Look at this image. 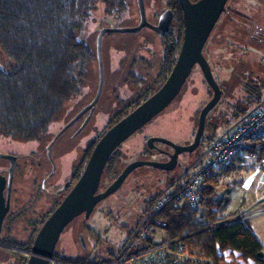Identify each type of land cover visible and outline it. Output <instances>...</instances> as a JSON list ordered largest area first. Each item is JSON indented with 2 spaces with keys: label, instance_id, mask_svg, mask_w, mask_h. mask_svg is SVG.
Returning <instances> with one entry per match:
<instances>
[{
  "label": "rangeland",
  "instance_id": "obj_1",
  "mask_svg": "<svg viewBox=\"0 0 264 264\" xmlns=\"http://www.w3.org/2000/svg\"><path fill=\"white\" fill-rule=\"evenodd\" d=\"M143 1L146 19L153 25L157 24L158 17L165 10L170 9V0ZM138 23L136 0H129L128 11L119 16L105 15L102 5L97 4L82 32V36L90 42L94 60L88 67L81 93L65 103L43 139L24 142L0 135V154L17 157L10 209L0 231V264H25L28 258L26 248L31 237L39 229L45 215L64 195L60 192L61 188L67 184L69 189L75 183L74 177L77 171H82L90 147L117 114H122L129 105L140 103L145 92H154L163 83L161 65L164 56L157 34L148 28L137 33H106L100 47L103 79L99 100L80 132L77 133V130L83 118L53 144L50 151L54 163L52 171L46 156L47 144L96 94L98 33L102 29H129ZM260 32H264V0H228L204 47V57L222 90L220 101L209 114L210 124H215L221 132L235 126L264 99V43L258 35ZM0 64L8 66L1 51ZM251 88L254 94L250 93ZM210 98L211 91L199 68L194 67L171 105L118 148L113 168L109 174H104L100 189L104 190L128 163L149 159L146 156L150 154L146 149V140L152 136L168 138L177 146H187L194 136L199 111ZM206 133L211 135L210 131ZM198 153L180 155L181 167L169 174L142 168L129 175L116 193L95 208L87 222L79 217L65 229L56 245L58 260L54 263L87 264L106 260L111 253H116L136 228L149 203L196 166ZM233 160L229 166L217 169L220 174L219 197L227 185L239 194V178L243 174L239 171V162ZM7 172L8 163L0 160V174L7 176ZM226 175L230 177L226 179ZM262 190L253 191L249 196L246 194L245 198L254 200L264 197V187ZM236 199L234 194V202L227 212L234 211ZM257 205L246 204V208L252 209ZM243 221L250 228L258 225L263 229L264 212L250 215ZM80 234L84 247L79 241ZM165 234L162 240L170 237L167 231ZM222 253L225 256L229 252ZM227 260L230 258L227 257ZM239 263L243 264L241 260Z\"/></svg>",
  "mask_w": 264,
  "mask_h": 264
},
{
  "label": "trees",
  "instance_id": "obj_2",
  "mask_svg": "<svg viewBox=\"0 0 264 264\" xmlns=\"http://www.w3.org/2000/svg\"><path fill=\"white\" fill-rule=\"evenodd\" d=\"M97 4L102 5L108 16L122 15L129 8V0H0V51L8 62V66L0 70L1 136L24 142L43 139L65 103L81 93L88 67L94 60L90 42L82 32ZM169 10L173 20L161 44L163 82L176 60L183 32L177 0H170ZM249 91L254 94L252 88ZM151 94V90L145 92L142 99ZM213 110L206 117L203 133L211 139L217 138L218 130L215 124H210L209 114ZM122 114H117L110 124ZM206 131L211 135H206ZM245 150L252 151L256 160H260L264 156V140L251 143ZM112 162H115L114 153L107 162L105 174L113 168ZM79 175L80 170L75 181ZM184 178L174 181V187H179ZM219 179L220 174L211 170L199 192L204 223L184 205L163 212L168 235L172 238L185 236V244L213 264H240L239 260L243 264H264V246L243 220L203 230L216 224L221 217L233 216L227 212L231 188L227 185L222 196H217ZM29 250L30 246L26 248ZM224 251L229 253L224 256ZM113 257L111 254L106 260L87 264L108 263Z\"/></svg>",
  "mask_w": 264,
  "mask_h": 264
},
{
  "label": "water",
  "instance_id": "obj_3",
  "mask_svg": "<svg viewBox=\"0 0 264 264\" xmlns=\"http://www.w3.org/2000/svg\"><path fill=\"white\" fill-rule=\"evenodd\" d=\"M182 14V40L176 60L168 76L160 87L135 107L126 116L111 126L96 142L83 172L73 184L62 201L44 221L38 230L26 264H51L53 252L60 234L67 225L81 214L88 215L94 206L105 198L114 194L125 181L127 176L137 167L148 166L166 172L172 171L178 161V156L186 153L191 154L198 148L200 139L204 133L206 117L217 105L221 98V89L213 77L212 70L203 56V48L216 24L224 11L228 0H177ZM139 23L129 29H102L96 37V55L98 65V86L96 94L89 105H87L70 123L60 132L61 134L76 119L81 117L87 110H90L98 101L102 89V66L100 61V47L102 37L109 32L137 33L144 28L150 29L157 34L160 43L163 37L169 32L173 14L171 10H165L158 18L157 24L152 25L146 19L143 0H136ZM197 66L202 74L204 82L212 91V96L201 108L196 130L192 143L187 146L171 145L173 154L167 162L136 161L123 168L116 179L100 194H96L104 168L115 149L127 140L136 131L147 125L153 118L161 114L179 95L183 85L189 78L193 68ZM0 70H3L0 67ZM169 143L162 138H150L147 141L149 146L153 142ZM0 159L9 161L7 178L0 175V229L3 218L9 208V192L11 189L15 157L1 155ZM6 186V198L3 197V190ZM82 242V238H80ZM83 245V242L81 243ZM84 246V245H83Z\"/></svg>",
  "mask_w": 264,
  "mask_h": 264
},
{
  "label": "built area",
  "instance_id": "obj_4",
  "mask_svg": "<svg viewBox=\"0 0 264 264\" xmlns=\"http://www.w3.org/2000/svg\"><path fill=\"white\" fill-rule=\"evenodd\" d=\"M257 140H264V101L240 120L229 134L213 139L201 137L196 166L185 174L179 187L173 184L144 210L136 228L114 253L113 259L103 264H213L198 250L185 244V236L162 240L167 231V222L162 214L170 207L176 209L184 205L199 222L204 223L199 194L204 179L211 170L228 165L238 153ZM258 164L264 168V156ZM260 212H264V202L233 216L221 217L216 224L203 230L242 221Z\"/></svg>",
  "mask_w": 264,
  "mask_h": 264
},
{
  "label": "flooded vegetation",
  "instance_id": "obj_5",
  "mask_svg": "<svg viewBox=\"0 0 264 264\" xmlns=\"http://www.w3.org/2000/svg\"><path fill=\"white\" fill-rule=\"evenodd\" d=\"M192 2H194V0H191ZM159 18V17H158ZM153 25V24H152ZM258 35L262 38V41H263V43H264V32H260V33H258ZM164 56V55H163ZM0 67H2V65L0 64ZM218 84V83H217ZM219 85V84H218ZM160 87V86H159ZM158 87V88H159ZM220 87V86H219ZM157 88V89H158ZM209 88V87H208ZM156 89V90H157ZM220 89H221V87H220ZM155 90V91H156ZM209 90H210V88H209ZM154 91V92H155ZM211 91V90H210ZM154 92H152V93H154ZM221 92H222V90H221ZM150 96V95H149ZM148 96V97H149ZM211 96H212V91H211ZM221 96H222V93H221ZM100 97V96H99ZM94 98V97H93ZM146 99V98H145ZM144 99V100H145ZM93 100V99H92ZM91 100V101H92ZM99 100V99H98ZM144 100H142L141 102H143ZM91 101L88 103V104H86V105H84L66 124H64V126L52 137V139L50 140V142L47 144V146H46V148H45V150H46V156H47V158H48V161L50 162V164L52 165V171H54V163H53V160H52V157H51V154H50V151H51V148H52V146H53V144L58 140V139H60V137L70 128V127H72L75 123H77L78 121H80L82 118H83V120H82V122H81V125L79 126V128H78V130H77V133L78 132H80L83 128H84V126L88 123V121H89V119L91 118V116H92V113H93V111H94V108H95V106H96V104H97V102H96V104L90 109V110H87L81 117H79L78 119H76L71 125H69L61 134H59V132L65 127V126H67V124L68 123H70L87 105H89L90 103H91ZM140 102V103H141ZM140 103H136V104H132V105H129L128 107H126V109H125V113L124 114H122L121 115V118L120 119H122L124 116H126L129 112H131L135 107H137ZM171 105V104H170ZM169 105V106H170ZM168 106V107H169ZM167 107V108H168ZM166 108V109H167ZM165 109V110H166ZM164 110V111H165ZM163 111V112H164ZM162 112V113H163ZM160 115V114H159ZM158 115V116H159ZM158 116H156V117H158ZM155 117V118H156ZM155 118H153L149 123H151ZM119 119V120H120ZM119 120H117V121H114V123H112V124H110V126L103 132V134L111 127V126H113L116 122H118ZM148 123V124H149ZM147 124V125H148ZM146 126V125H145ZM144 126V127H145ZM143 127V128H144ZM143 128H141L140 130H142ZM140 130H138V131H136L133 135H135L136 133H138ZM102 134V135H103ZM101 135V136H102ZM133 135H131V136H133ZM100 136V137H101ZM130 136V137H131ZM202 136H205L204 134L202 135ZM99 137V138H100ZM129 137V138H130ZM99 138L97 139V141L99 140ZM128 138V139H129ZM150 138H161V137H158V136H152V137H150ZM150 138H148L147 140H146V149L150 152V154L149 155H146L149 159H137V160H134V161H132V162H136V161H153V162H167L168 160H169V156L171 155V154H173V148L169 145V144H171V145H177L176 143H174L173 141H171L170 139H168V138H162V139H164V140H166L167 142H169V143H161V142H153L152 143V146H149L148 144H147V141L150 139ZM192 140H193V138H192ZM192 140H191V142L189 143V144H191L192 143ZM96 141V142H97ZM126 141V140H125ZM124 141V142H125ZM96 142H95V144H96ZM123 142V143H124ZM123 143H121L116 149H115V151L113 152L114 154H116L117 153V151H118V148L123 144ZM95 144H94V146H95ZM188 144V145H189ZM199 144H200V142H199ZM94 146H93V148H94ZM93 148L91 149V151H90V153H89V155H88V157H87V160H88V158H89V156H90V154H91V152H92V150H93ZM198 150H196V151H198L199 152V145H198V148H197ZM112 153V154H113ZM111 154V155H112ZM183 154H186V153H183ZM199 154V153H198ZM6 155H10V156H14V155H11V154H6ZM182 155V154H181ZM180 156V155H179ZM179 156H178V158H179ZM16 159H15V163H14V168H15V165H16V161H17V157L16 156H14ZM198 157H199V155H198ZM0 160H4V161H6L7 163H8V170H9V161L8 160H6V159H0ZM87 160H86V162H87ZM187 160V159H186ZM186 160L184 161V163L186 162ZM132 162H130V163H132ZM130 163H128V164H130ZM127 164V165H128ZM85 165H86V163H85ZM85 165H84V167H85ZM127 165H125V166H127ZM106 166H107V164H106ZM106 166H105V168H104V171H103V174H102V176H101V181H102V178H103V176H104V174H105V170H106ZM84 167H83V169H84ZM181 167V164L179 163V160L177 161V165H176V167L172 170V171H170V172H166V171H163V170H159V169H155V168H152V167H148V166H141V167H137L136 169H134L129 175H131L133 172H135V171H137V170H139V169H142V168H150V169H153V170H159V171H162V172H164V173H172V172H174L175 170H177V169H179ZM14 168H13V175H14ZM83 169H82V171L80 172V175H81V173L83 172ZM123 170V169H122ZM121 170V171H122ZM120 171V172H121ZM120 174V173H119ZM118 174V175H119ZM1 175V174H0ZM51 175V174H50ZM79 175V176H80ZM117 175V176H118ZM128 175V176H129ZM1 176H3V177H5V178H7V176H8V172H7V176H4V175H1ZM116 176V177H117ZM127 176V177H128ZM116 177L114 178V180L116 179ZM127 179V178H126ZM125 179V180H126ZM113 180V181H114ZM179 180V178L178 179H176L175 180V182L176 181H178ZM77 181V180H76ZM75 181V182H76ZM101 181H100V185H101ZM112 181V182H113ZM12 182H13V177H12ZM112 182H110V184L112 183ZM124 183V182H123ZM122 183V184H123ZM74 184V183H73ZM109 184V185H110ZM100 185H99V188H98V190H97V192H96V194H100V193H102L104 190H101L100 189ZM73 186V185H72ZM71 186V187H72ZM122 186V185H121ZM71 187L69 188V189H67L68 188V185L66 184V185H64L62 188H61V190H60V192H64V195L60 198V201L57 203V204H55V206H54V208L50 211V212H48L46 215H45V217L42 219V221L40 222V224H39V229H40V227L42 226V224L44 223V221L49 217V215L54 211V209L58 206V204L62 201V199H63V197L69 192V190L71 189ZM11 188H12V183H11ZM121 188V187H120ZM119 188V189H120ZM118 189V190H119ZM117 190V191H118ZM116 191V192H117ZM115 192V193H116ZM6 194H7V191H6V186H5V188H4V190H3V197L4 198H6ZM10 195H11V189H10V192H9V208H8V211H7V213H6V215H5V217L3 218V221L5 220V218H6V216H7V214H8V212H9V209H10ZM113 195V194H112ZM110 197V196H109ZM108 198V197H107ZM107 198H105L103 201H105ZM103 201H101V202H99V203H97L95 206H94V208H93V210L88 214V215H85V214H81V215H79V216H77L75 219H77V218H79V217H82L83 218V222H87L88 221V219L90 218V216L91 215H93V213L95 212V208L99 205V204H101ZM121 208H122V206H121ZM75 219H73L68 225H67V227L75 220ZM3 221H2V224H3ZM2 224H1V227H2ZM66 227V228H67ZM66 228H64V230L62 231V233L60 234V236H59V239H58V241H57V244H58V242H59V240H60V238H61V235L63 234V232L65 231V229ZM38 229V230H39ZM38 230L35 232V234H34V236L33 237H31V239H30V241H29V243L28 244H30L29 246H30V248H31V246H32V243H33V240H34V238H35V236H36V234H37V232H38ZM0 231H1V229H0ZM80 238H82V235L80 234L79 235V241H80ZM80 243H82L81 241H80ZM56 244V245H57ZM83 246V245H82ZM84 247V246H83ZM55 249H56V246H55ZM55 249H54V252H53V261H52V263L51 264H55L54 262L56 261V259L55 258H58V256L56 255V253H55ZM30 251V250H29ZM29 251H27V252H29ZM111 254H114V253H111ZM28 259V258H27ZM27 259H26V261H25V264L27 263Z\"/></svg>",
  "mask_w": 264,
  "mask_h": 264
},
{
  "label": "crops",
  "instance_id": "obj_6",
  "mask_svg": "<svg viewBox=\"0 0 264 264\" xmlns=\"http://www.w3.org/2000/svg\"><path fill=\"white\" fill-rule=\"evenodd\" d=\"M261 101H264L262 99ZM239 122V121H238ZM234 127V126H233ZM232 128H229L226 132H221L219 129L216 131V135L220 131V137L225 136L229 134L232 131ZM233 161L239 162V171L243 174V176H240L239 178V194L236 193V189L231 187L230 192V199L231 203L234 202L233 195L236 196V201L233 204L235 206L234 211L230 212L231 214H238L245 210H248L246 208V204H259L261 202H264V197L258 198V199H252L247 200L245 198L246 194L249 196L250 193H253V191L262 192V188L264 187V168L259 166V160L257 161L255 156L253 155L252 151H242L238 153L234 158ZM230 163L227 165L229 166ZM216 172H218L217 169H215ZM243 171V172H242ZM230 176L226 175L225 178L228 179ZM259 197V195H258ZM229 205V206H230ZM229 208V207H228ZM228 210V209H227ZM249 227V226H248ZM256 228V229H255ZM255 228L249 229L252 231V233L255 235L256 239L264 246V228L261 229V226L258 227V225L255 226ZM262 237V238H260Z\"/></svg>",
  "mask_w": 264,
  "mask_h": 264
},
{
  "label": "bare ground",
  "instance_id": "obj_7",
  "mask_svg": "<svg viewBox=\"0 0 264 264\" xmlns=\"http://www.w3.org/2000/svg\"><path fill=\"white\" fill-rule=\"evenodd\" d=\"M183 180V179H182Z\"/></svg>",
  "mask_w": 264,
  "mask_h": 264
}]
</instances>
